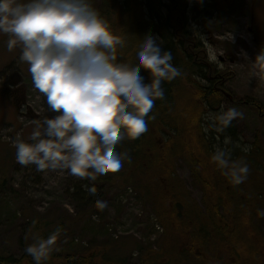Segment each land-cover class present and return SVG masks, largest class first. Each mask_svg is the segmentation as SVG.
<instances>
[{
  "label": "trees",
  "instance_id": "1",
  "mask_svg": "<svg viewBox=\"0 0 264 264\" xmlns=\"http://www.w3.org/2000/svg\"><path fill=\"white\" fill-rule=\"evenodd\" d=\"M98 1V10L123 41L122 46L117 45L118 62L130 61L144 36L152 35L164 50L172 52V62L181 70L180 76L164 81L165 96L156 100L149 113L155 119L148 120V130L136 139L126 136L115 146L118 152L130 157L121 168L128 171L127 175L140 172L149 185L160 179L167 181L164 190L151 196L157 223L166 230V242L158 251L136 245L137 264H264V215L260 214L264 211L262 140L257 134L249 151H230L231 159L249 165L247 179L241 184L232 183L212 161L217 149L212 139L223 140L226 134L235 139L234 122L224 130L225 134L211 132L209 137L204 131L207 123L203 115L205 111L219 113L221 104L228 101L225 89L231 75L209 62L202 43L190 30L187 1ZM200 2L203 12L210 15L206 8L216 1ZM225 5L217 8L220 16L239 3L228 0ZM141 73L145 82H150V74L143 69ZM258 109L264 123V111ZM177 160L188 165L191 182L202 194L200 202L192 199L176 178ZM103 180L107 178L99 177L95 182ZM6 185L7 180L0 178V193ZM6 204L0 200L1 226L10 222L1 215ZM168 222L172 224L169 235ZM58 226L62 228L59 223L49 229L44 220H31L29 227L34 236L28 244L40 237L47 238ZM27 246L14 255L4 254L0 245V264H36L25 251ZM76 246H81V251L73 248L58 252L53 247L42 264H132L131 254L112 257L106 247H84L82 243Z\"/></svg>",
  "mask_w": 264,
  "mask_h": 264
},
{
  "label": "rangeland",
  "instance_id": "2",
  "mask_svg": "<svg viewBox=\"0 0 264 264\" xmlns=\"http://www.w3.org/2000/svg\"><path fill=\"white\" fill-rule=\"evenodd\" d=\"M186 1L190 30L202 43L209 62L231 75L225 93L232 100L223 102L220 112L237 107L245 114L243 119L233 121L235 139L229 134L223 140L217 137L215 147L229 153L244 150L259 134L264 148V123L258 109L264 111V64L254 63L264 51V0H236L239 6L227 8L222 16L217 8L226 6L228 0L212 2L206 8L210 15L203 12L200 0ZM98 6L99 1L94 0V7L98 9ZM8 39L9 34L0 33V178L7 180L0 200L7 202L2 218L10 221L6 226L0 224L4 254L19 255L29 245V239L34 236L29 225L35 219L44 220L49 229L61 223L63 231L53 246L58 252L73 248L81 251V246L76 245L82 243L84 247H106L112 257L131 254V263L137 264L136 245L151 246L153 251H158L166 242V230L157 223L151 196L165 189L164 179L149 185L140 172L130 176L125 169L118 171L120 177L116 173L95 175L91 169L92 175L79 177L68 169L40 171L35 164L18 163L16 140L33 143L32 133L37 126L29 125H39L43 130L45 118L57 113L49 108L46 95L35 88L29 64L21 58L22 45L17 44L9 51ZM16 75L25 77L20 94L6 90L7 81ZM16 95L21 97L19 102L15 101ZM18 103H24L25 107L17 109L20 112L15 125L12 117L16 116L14 107ZM219 113L204 112L206 134H225L212 126L213 118ZM226 138L230 141L226 142ZM174 170L191 198L200 202L202 194L191 182L188 165L177 160ZM99 177L107 180L95 182ZM91 187H95L94 193L88 191ZM97 199L106 200L108 207L98 209ZM167 224L169 235L172 224Z\"/></svg>",
  "mask_w": 264,
  "mask_h": 264
},
{
  "label": "clouds",
  "instance_id": "3",
  "mask_svg": "<svg viewBox=\"0 0 264 264\" xmlns=\"http://www.w3.org/2000/svg\"><path fill=\"white\" fill-rule=\"evenodd\" d=\"M0 33L9 34V51L22 45L21 58L29 64L35 88L57 113L45 118L43 130L37 126L33 143L15 142L18 163L35 164L40 171L68 169L79 177L118 172L130 157L115 146L148 130V120L155 119L149 113L165 96L164 81L181 75L172 52L152 35L144 36L130 61L118 62L117 45L123 41L94 0H0ZM255 62L264 64V51ZM141 69L150 74V82ZM244 115L237 107L228 108L213 118L212 126L223 132ZM211 159L232 183L247 179L249 165L231 159L226 149L218 147ZM88 191L94 193L95 187ZM95 204L100 210L108 207L106 200ZM62 231L58 226L25 251L42 264Z\"/></svg>",
  "mask_w": 264,
  "mask_h": 264
},
{
  "label": "flooded vegetation",
  "instance_id": "4",
  "mask_svg": "<svg viewBox=\"0 0 264 264\" xmlns=\"http://www.w3.org/2000/svg\"><path fill=\"white\" fill-rule=\"evenodd\" d=\"M18 81H19V78L17 76H14L13 78L10 77V79L7 81L6 90L20 94V92H22L24 87L21 84L19 85L20 82ZM19 96L20 95L15 96L16 102H19L21 100V97L19 98Z\"/></svg>",
  "mask_w": 264,
  "mask_h": 264
},
{
  "label": "crops",
  "instance_id": "5",
  "mask_svg": "<svg viewBox=\"0 0 264 264\" xmlns=\"http://www.w3.org/2000/svg\"><path fill=\"white\" fill-rule=\"evenodd\" d=\"M19 76L21 77V75H19ZM21 78L25 80L24 75H22ZM8 116H9V115H8ZM12 120H13V122H14L15 124H17V115H16L15 117H12ZM31 126H38V125H30L29 127H31Z\"/></svg>",
  "mask_w": 264,
  "mask_h": 264
},
{
  "label": "bare ground",
  "instance_id": "6",
  "mask_svg": "<svg viewBox=\"0 0 264 264\" xmlns=\"http://www.w3.org/2000/svg\"><path fill=\"white\" fill-rule=\"evenodd\" d=\"M206 135H208V134H206ZM208 136L211 137L210 134ZM212 140H213L214 145L217 144V141L215 140V138H213Z\"/></svg>",
  "mask_w": 264,
  "mask_h": 264
},
{
  "label": "water",
  "instance_id": "7",
  "mask_svg": "<svg viewBox=\"0 0 264 264\" xmlns=\"http://www.w3.org/2000/svg\"><path fill=\"white\" fill-rule=\"evenodd\" d=\"M229 100H231V97L227 96Z\"/></svg>",
  "mask_w": 264,
  "mask_h": 264
}]
</instances>
